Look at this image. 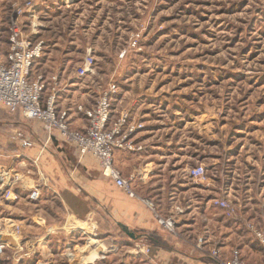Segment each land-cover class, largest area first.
<instances>
[{
  "label": "rangeland",
  "instance_id": "374dc122",
  "mask_svg": "<svg viewBox=\"0 0 264 264\" xmlns=\"http://www.w3.org/2000/svg\"><path fill=\"white\" fill-rule=\"evenodd\" d=\"M14 1L0 0L3 56L9 48L8 27ZM37 12L39 26L32 38L42 41L44 50L31 76L46 77L44 96L51 92L50 78L55 74L64 98L67 89H62L66 82L70 86L68 78H74L72 82L80 83V88L86 90L88 106L96 103L100 92L116 84L117 94L121 88L118 96L123 93L126 102L142 98L140 112L147 113L140 121L131 116L133 105L122 112L129 113L130 127L138 126L130 136L133 148L127 151L144 150L136 135L146 128L145 120L151 119L154 128L160 129L159 138L164 142L172 139L168 151L179 156L177 160L182 157V165L187 163L190 171L205 166L206 180H188L194 198L205 193L203 188H212L210 177L218 179L220 186L224 184V189L240 184L237 189L243 190L244 195L233 198L232 191L230 199L222 198L234 203L238 199L243 205L248 201L245 190L249 183L255 191L262 187L264 0H44ZM24 30L31 34L29 23H25ZM88 58L93 59V72L80 76ZM66 104L60 107L69 109L66 112L70 126L80 130L76 121H85L74 114L80 103ZM0 108L5 122H17L23 126L22 131L32 128L44 133L38 120L12 116ZM63 141L61 146L69 151L67 147L73 145ZM7 190L4 187L0 193L4 200L9 199ZM251 201L254 208L264 209L257 208L256 197ZM12 202L14 215L26 222L39 208L27 199L19 204ZM58 205L55 201L54 207L48 208L51 216L52 212L64 214ZM65 219L66 213L63 222ZM17 225L20 232L15 235ZM14 231L0 237L10 243L0 255V264H40L42 255L30 249L29 244L35 243L36 236L28 238L29 233L23 231L20 223ZM100 234H81L79 243L83 244L77 248L71 241L60 244L55 264L77 262L81 257L79 249L93 244L92 249L106 241Z\"/></svg>",
  "mask_w": 264,
  "mask_h": 264
},
{
  "label": "crops",
  "instance_id": "0c3cea01",
  "mask_svg": "<svg viewBox=\"0 0 264 264\" xmlns=\"http://www.w3.org/2000/svg\"><path fill=\"white\" fill-rule=\"evenodd\" d=\"M73 79L68 78L70 86L66 82L62 89H67L66 97L59 93L57 108L67 111L62 108L66 103H80L79 107H75L77 110L74 114L78 113L85 121H76L80 126L78 129L84 130L88 119L80 107L90 108L92 105H86L89 104L86 102L89 100L86 90L80 88V83L72 82ZM120 93L121 88L112 101L110 125L125 109L133 108L132 105L135 107V111L131 112L132 118L140 121L145 119L147 113L140 112L142 98L138 96L126 102L123 93V97L118 96ZM145 121L146 128L136 135V140L144 145V150L130 152L117 149L114 164L123 177L130 180L138 196L154 202L155 211L140 199L130 197L106 177L96 159L90 157L81 161L79 152L73 146L67 147L69 151H65L64 146H61L64 143L61 137L48 134L44 128V133L27 127L22 131L23 126L20 127L17 122L11 120L7 123L0 117V173L7 174L12 169L22 175L21 181L11 186L8 196L11 200H4L0 195V237L13 232L14 226L20 223L23 231L29 233L26 235L28 238L36 236L35 243L29 244L30 249L42 255L41 260L38 259L40 264H55L61 252L58 251L60 244L67 245L71 241L72 246L77 248L83 244L79 243L81 234L97 232L106 241L92 249L93 244L85 245L79 249L81 257L77 262L69 264H218L210 255L213 247H219L223 259H229L233 249L238 248L248 262L264 264L263 249L246 226L249 220L258 223L264 221V209L254 208L251 201L256 197L258 201L263 199L264 202V184L255 191L249 183L245 190L248 194L247 203L243 205L238 199L235 201L237 204L232 201L238 207V215L227 217L223 209L211 205V199L229 198L232 191L233 198H237L240 193L244 195L243 190L237 189L240 184L235 188L224 189V184L220 186L218 179L210 177L212 188H203L205 193L194 198L188 182L193 178L187 163L182 165L179 162L182 157L177 160L180 157L168 151L172 139L164 142L157 134L160 129L154 128L151 119ZM43 178H48V181L44 182ZM36 185H39L41 197L31 200V187ZM2 189L0 187V193ZM25 199L39 206L30 222L17 218L12 211V200L19 204ZM55 201L64 213L61 216L58 212H52L53 216L48 213V208H53ZM258 201L255 203L257 208H264V203ZM177 206H181L184 213H178ZM157 216L164 219L174 216V232L160 224ZM125 227L136 235V239L126 234ZM199 238L204 240L202 248L198 244ZM138 246L149 247L150 254ZM100 247H105V252L98 251V258L91 260L90 256ZM112 247L113 251L110 249Z\"/></svg>",
  "mask_w": 264,
  "mask_h": 264
},
{
  "label": "built area",
  "instance_id": "2783aa9c",
  "mask_svg": "<svg viewBox=\"0 0 264 264\" xmlns=\"http://www.w3.org/2000/svg\"><path fill=\"white\" fill-rule=\"evenodd\" d=\"M44 0H16L13 2V17L8 27L7 53L0 55V106L8 110L9 113L19 112L25 119L38 120L49 134L59 133L60 137L67 143L73 145L79 152L80 159L89 157L95 158L102 169L103 174L112 179L115 184L122 188L130 197L140 199L153 211L156 210L154 202L149 198L140 197L132 188L130 180L123 177L120 170L114 164V153L117 149H132L133 142L131 133L138 126L128 124L129 113L124 112L110 125L112 114V101L118 92L116 84L100 92L96 103L90 108L80 107L88 118V125L84 130L73 129L68 122L66 111H58L57 98L60 92L57 75H53L50 80L53 84L49 96L45 95L46 77L38 74L31 76L32 69L36 61L43 55V42L32 38V33H37V11L43 5ZM25 23L32 27L31 34L24 30ZM1 44V36H0ZM93 72V59L85 60L80 76H86ZM128 124V125H127ZM127 126V127H126ZM11 172V173H10ZM0 187H6L7 197L10 195L11 186L22 179L19 171L9 170V173H0ZM191 177L196 181L207 179L206 168L203 165L194 167L190 171ZM44 182L48 178H43ZM41 197L37 186L31 187L29 198L38 200ZM211 205L224 210L228 217H236L238 207L230 200L222 197L211 199ZM178 213H184L181 206L176 207ZM158 217V222L166 229L174 232L175 217ZM247 229L253 234L264 252V221L257 223L249 220L246 223ZM14 231V230H13ZM20 232V226H16L13 234ZM199 247L204 244L203 238H199ZM10 245L6 240H0V255H3L6 247ZM146 254H150L149 247L138 246ZM210 255L218 264H255L245 260L240 249L235 248L229 259L221 257L219 247H213Z\"/></svg>",
  "mask_w": 264,
  "mask_h": 264
},
{
  "label": "bare ground",
  "instance_id": "6f19581e",
  "mask_svg": "<svg viewBox=\"0 0 264 264\" xmlns=\"http://www.w3.org/2000/svg\"><path fill=\"white\" fill-rule=\"evenodd\" d=\"M93 239L91 238V241H92ZM91 241H89V242H91ZM98 251H104L105 252V247H100V248H98L95 252H93V254H92V256H90V259L91 260H95V259H97L98 258V256H99V252Z\"/></svg>",
  "mask_w": 264,
  "mask_h": 264
},
{
  "label": "trees",
  "instance_id": "16d2710c",
  "mask_svg": "<svg viewBox=\"0 0 264 264\" xmlns=\"http://www.w3.org/2000/svg\"><path fill=\"white\" fill-rule=\"evenodd\" d=\"M2 22H0V24H1ZM0 32L2 33V30L0 29ZM0 36L2 37V34H0ZM39 60H41V59H38V61ZM38 61H36V63L38 62ZM4 111H5V109H4ZM6 112H8V110L6 109ZM8 114H10V115H12V116H17V117H20V118H23L21 115H20V113L19 112H16V113H9L8 112ZM25 119V118H24ZM27 120V119H26ZM226 215V214H225ZM228 217V216H227ZM230 218H234V217H230Z\"/></svg>",
  "mask_w": 264,
  "mask_h": 264
},
{
  "label": "water",
  "instance_id": "95a60500",
  "mask_svg": "<svg viewBox=\"0 0 264 264\" xmlns=\"http://www.w3.org/2000/svg\"><path fill=\"white\" fill-rule=\"evenodd\" d=\"M124 231L126 232V234L128 236H130L133 239H136V235L133 232L129 231L126 227H125Z\"/></svg>",
  "mask_w": 264,
  "mask_h": 264
}]
</instances>
